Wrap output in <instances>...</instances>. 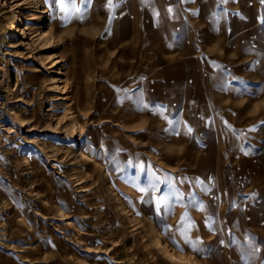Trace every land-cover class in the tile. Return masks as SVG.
I'll return each instance as SVG.
<instances>
[{
    "label": "rangeland",
    "instance_id": "1",
    "mask_svg": "<svg viewBox=\"0 0 264 264\" xmlns=\"http://www.w3.org/2000/svg\"><path fill=\"white\" fill-rule=\"evenodd\" d=\"M9 2L0 264H183L161 241L199 264H264V0H76L74 13L46 0L48 51L14 45L12 16L34 12ZM37 52L67 58L83 131ZM32 109L25 126L13 118ZM94 136L105 142L92 167L79 150Z\"/></svg>",
    "mask_w": 264,
    "mask_h": 264
},
{
    "label": "bare ground",
    "instance_id": "2",
    "mask_svg": "<svg viewBox=\"0 0 264 264\" xmlns=\"http://www.w3.org/2000/svg\"><path fill=\"white\" fill-rule=\"evenodd\" d=\"M4 1V0H3ZM9 0H7L8 2ZM16 0H10L9 3H12ZM16 5L24 2V4H27L28 6L26 8H30V11L34 12L33 14H25V13H19L18 15L12 16V20L14 23L19 24L16 29V36L14 39V45H17L18 43L21 44L25 49L35 51L37 48H39V45L42 46V50L48 51L57 46V41L54 38L56 30V24L51 21V17L49 16V5L46 2V0H18ZM16 7H19L16 6ZM41 24H44V26H39ZM18 48V47H17ZM36 66H43L47 67L49 74L51 75V83L55 87V92H59L60 94L57 95L56 100H66L68 101V106L71 107L72 112L70 118H72L73 127L74 129H79L80 131L84 130V126H82L81 122L78 119L77 114L80 113L79 110L76 107V103L74 104V101L72 99L69 100L67 89L65 86V75L67 73V65L68 60L63 55H58L57 53H51L47 57H43L41 53H36ZM35 64V63H34ZM27 75L25 79L37 81L39 79H44L43 77V71L39 69V72L33 73L32 68H26ZM64 83V84H63ZM63 84V85H62ZM9 92V91H8ZM67 95V96H63ZM71 98V97H70ZM188 101V100H187ZM54 104H50L49 111H54ZM76 108V109H74ZM70 109V110H71ZM126 114H130V110L125 111ZM38 112L35 109H32L30 113L23 116L22 114H16L13 118L16 120H20L21 125L25 126L28 124L27 118L30 119H37ZM59 122L63 120V117H57ZM112 119L110 116L105 117V119L102 121L103 123L112 122ZM130 119V118H129ZM132 120V119H130ZM113 121H117L116 119ZM120 122V120H118ZM115 122V123H118ZM120 124V123H119ZM13 132V131H12ZM103 142L104 140L98 138L97 136H94L93 139H87V141L84 144V147L79 150V155L87 159L89 162L88 165L92 166L91 163L93 160H95V154L97 152L100 153L101 150H103ZM112 144V142H110ZM117 157L113 158L112 161H116V164H120L121 161H123V156L121 151H118V154H115ZM122 165V163H121ZM55 166V165H53ZM122 167V166H120ZM56 168V167H54ZM80 184V183H79ZM166 252L167 256L171 258L174 261L181 262L183 264L185 261L190 262V264H199V262L192 260L191 258L185 257L183 255H178L176 252L172 251L163 241L160 243Z\"/></svg>",
    "mask_w": 264,
    "mask_h": 264
},
{
    "label": "snow or ice",
    "instance_id": "3",
    "mask_svg": "<svg viewBox=\"0 0 264 264\" xmlns=\"http://www.w3.org/2000/svg\"><path fill=\"white\" fill-rule=\"evenodd\" d=\"M81 2H82V4L86 5V4L89 3V0H81ZM222 2H227V0H222ZM52 3L54 5L58 4L60 6V10L61 11H66V8H65L66 4H67V6L69 8H71V13L79 11V9L76 8V0H52ZM71 13H69V15H71ZM155 187H156V185L154 183L150 185V188L152 190H155ZM138 190L141 191V192H148L149 188L148 187L139 188ZM172 198L173 199L178 198V194H173ZM157 207L158 208L160 207V202L159 201H157ZM181 224L182 225L184 224L183 220H182ZM182 234H184V233H182ZM174 243H175V241H174Z\"/></svg>",
    "mask_w": 264,
    "mask_h": 264
}]
</instances>
